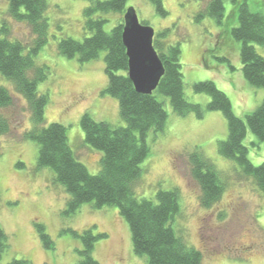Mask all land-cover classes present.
I'll use <instances>...</instances> for the list:
<instances>
[{"label":"rangeland","instance_id":"obj_1","mask_svg":"<svg viewBox=\"0 0 264 264\" xmlns=\"http://www.w3.org/2000/svg\"><path fill=\"white\" fill-rule=\"evenodd\" d=\"M49 21L47 44L35 57L38 67L48 69V78L39 84L40 94L48 95L46 126L60 123L67 128L69 144L78 160L92 175L101 170L103 153L85 144L81 118L90 114L96 121L123 126L116 99L102 95L108 84L104 56L81 64L58 51L64 38L83 41L84 0H46ZM106 1V0H99ZM212 0H162L168 15L163 17L149 0H129L142 23L153 27L156 36L165 30L170 43H181L185 97L189 103L205 107L206 94L194 91V85L212 81L230 99L233 112L244 119L264 101V88L250 85L243 74L240 58L243 42L232 30L239 26L240 9L264 15V0H224L225 11L216 17L208 13ZM112 16L106 27L110 31ZM10 30V38L21 42L26 51L34 47L35 36L24 23L9 15L7 0H0V24ZM161 41H164L161 39ZM264 58V45L251 43ZM13 84L0 74V87L12 90ZM168 113L166 129L157 136L149 133L146 143L150 154L142 163V176L136 195L153 199L158 191L178 190L181 211L172 223L178 236L202 253V264H264V192L253 178H246L233 160L218 153V145L228 138V124L220 111L207 112L202 119L194 113L176 114L169 98L157 95ZM0 117L10 120L11 131L0 135V224L10 239V249L0 264L27 259L32 264H77L83 249L81 233L92 229L105 234L93 252L99 264H148L137 256L129 226L117 207L95 209L84 204L75 214L68 213L70 195L55 180V173L38 168V146L24 134L32 127L26 101L14 96L13 106L0 109ZM244 144L254 166L264 162V144L250 131ZM201 151L213 162L226 185L218 204L205 209L200 204L201 190L191 177L189 155ZM22 167H18L19 164ZM35 224L45 228L54 246L46 248Z\"/></svg>","mask_w":264,"mask_h":264},{"label":"trees","instance_id":"obj_2","mask_svg":"<svg viewBox=\"0 0 264 264\" xmlns=\"http://www.w3.org/2000/svg\"><path fill=\"white\" fill-rule=\"evenodd\" d=\"M89 5L83 11V41L64 38L58 44L59 53L67 58H78L81 64L99 58L105 52L104 64L108 84L102 95L116 99L123 126L96 121L86 113L81 118L85 144L103 153L101 170L92 175L72 150L67 128L60 123L46 126L45 113L48 95L40 94L39 84L47 80L48 69L38 67L35 57L47 44L49 21L46 17V0H7L10 17L26 24L35 36L34 47L25 46L10 38L5 23L0 24V74L13 84L10 89L0 87V109L13 106L14 96L23 98L30 111L31 129L24 134L28 141L38 146V168H49L55 180L70 195L68 213L75 214L84 204L95 209L117 207L129 226L133 250L137 256L147 258L148 264H202V253L191 247L186 239L178 236L172 223L181 211L178 190L158 191L153 199L138 198L135 186L142 176V163L150 154L146 143L149 133L155 136L166 129L168 113L157 95L169 98L173 111L185 116L194 113L202 119L207 112L220 111L228 124V138L218 145V153L233 160L246 178H253L264 192V162L254 166L249 150L244 144L248 131L264 144V101L244 119L234 114L229 97L212 81L194 85V91L206 94L211 101L203 107L189 103L185 97L182 73L181 43H170L165 30L154 40V47L164 65L165 74L152 95L136 92L128 76L129 61L123 44V20L118 18L110 31L106 27L113 22L112 16L125 14L129 0H84ZM163 16L168 15L162 0H149ZM225 11L224 0H212L208 13L220 17ZM239 26L232 30L233 36L243 42L240 53L246 81L264 88V58L251 43L264 45V15L251 13L246 5L239 12ZM147 25V23H143ZM163 39L164 41H161ZM10 120L0 117V135L10 133ZM190 172L201 190L200 204L210 209L218 204L226 185L215 165L201 151L189 155ZM20 163L18 167H22ZM37 234L48 249L54 246L51 237L40 224H35ZM81 240L83 249L78 252L77 264H99L93 252L96 243L106 238L94 234L92 229L81 233L69 231ZM10 239L0 224V263L8 254ZM8 264H32L27 259H15Z\"/></svg>","mask_w":264,"mask_h":264},{"label":"water","instance_id":"obj_3","mask_svg":"<svg viewBox=\"0 0 264 264\" xmlns=\"http://www.w3.org/2000/svg\"><path fill=\"white\" fill-rule=\"evenodd\" d=\"M123 44L129 61L128 76L136 92L152 95L165 74L164 65L154 47L155 29L140 21L130 7L123 16Z\"/></svg>","mask_w":264,"mask_h":264}]
</instances>
